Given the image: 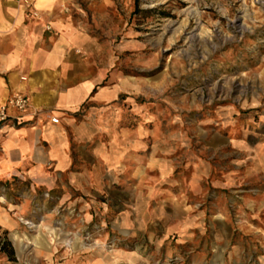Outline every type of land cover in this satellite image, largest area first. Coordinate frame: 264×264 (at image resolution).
Returning <instances> with one entry per match:
<instances>
[{"label": "rangeland", "instance_id": "1", "mask_svg": "<svg viewBox=\"0 0 264 264\" xmlns=\"http://www.w3.org/2000/svg\"><path fill=\"white\" fill-rule=\"evenodd\" d=\"M115 3L134 146L93 188L0 184V264H264V0Z\"/></svg>", "mask_w": 264, "mask_h": 264}, {"label": "crops", "instance_id": "2", "mask_svg": "<svg viewBox=\"0 0 264 264\" xmlns=\"http://www.w3.org/2000/svg\"><path fill=\"white\" fill-rule=\"evenodd\" d=\"M115 8V0H0V104L15 93L28 99L26 111L0 124V184L93 188L102 170L127 158L134 145L120 128L124 89L95 32ZM76 156L90 159L84 170ZM12 227L0 213V230Z\"/></svg>", "mask_w": 264, "mask_h": 264}, {"label": "built area", "instance_id": "3", "mask_svg": "<svg viewBox=\"0 0 264 264\" xmlns=\"http://www.w3.org/2000/svg\"><path fill=\"white\" fill-rule=\"evenodd\" d=\"M19 1V0H15ZM35 15V13H34ZM28 108L27 97L21 94H11L3 103L0 104V124H3L11 119L10 111L23 113ZM52 123H57L56 118H51Z\"/></svg>", "mask_w": 264, "mask_h": 264}]
</instances>
